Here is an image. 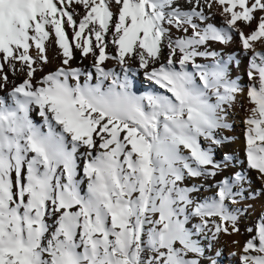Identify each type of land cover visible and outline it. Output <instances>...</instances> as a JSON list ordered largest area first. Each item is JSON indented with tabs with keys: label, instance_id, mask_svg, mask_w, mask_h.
<instances>
[{
	"label": "snow or ice",
	"instance_id": "snow-or-ice-1",
	"mask_svg": "<svg viewBox=\"0 0 264 264\" xmlns=\"http://www.w3.org/2000/svg\"><path fill=\"white\" fill-rule=\"evenodd\" d=\"M73 3L86 10L79 21L69 10ZM217 13L226 27L212 22ZM258 13L264 0H0V264H218L201 237L212 229L214 240L239 232L246 177L226 176L202 203L194 199L196 185H186L217 176L233 159L227 152L216 159L215 149L228 139L218 130L230 127L227 107L245 89L230 76L234 57L212 48L230 44L233 32L252 53L246 157L264 182V51L254 48L264 43V14ZM254 21L246 33L241 25ZM107 35L118 50L113 58L125 66L126 57L138 58L170 95H137L127 75L99 63L94 83L91 72L81 83L80 70L65 67L34 82V65L49 63L50 41L62 50L63 65L73 48L86 56L96 55V47L103 62ZM164 48L166 62L148 70ZM8 71L27 77L11 92ZM81 157L86 190L77 179ZM260 194L264 189L250 195ZM243 252L242 264H264V216Z\"/></svg>",
	"mask_w": 264,
	"mask_h": 264
},
{
	"label": "bare ground",
	"instance_id": "bare-ground-1",
	"mask_svg": "<svg viewBox=\"0 0 264 264\" xmlns=\"http://www.w3.org/2000/svg\"><path fill=\"white\" fill-rule=\"evenodd\" d=\"M59 6V5H58ZM70 11L76 13L74 18L79 21L82 19L85 9L83 5L71 4L68 6ZM264 13H258V15ZM212 22L215 23L218 27H226L223 21V17L217 13L213 18ZM244 31L250 32L255 28V21L251 26L247 24L241 25ZM66 31L69 35L70 41L72 40V28L71 26L66 25ZM94 41V37H93ZM74 43V41H73ZM95 43V41H94ZM105 43L107 47L105 48V54L108 57L103 62L98 61V48L94 47V52L96 55H93L92 52L88 55H84L80 49L73 48V57L69 60L68 65H63V54L62 50L59 49V46L54 42L50 41L47 45L49 63L42 65H34L37 67V72L33 77L34 82H40L42 78L47 75L49 72L56 71L59 67L79 69L81 72V83L84 82L86 74L91 72L93 74L92 82H96L99 78V73L96 70L95 64L99 63L100 67L104 68L105 71H114L121 78L124 75H127L132 82L133 91L137 95L145 93H154V94H166L170 95L166 89L162 88L160 85L156 84L155 81L150 80L144 73L145 69L141 68L139 65L138 58H127V65H121L119 61L113 57L118 56V50L115 45L111 43V36L107 35L105 37ZM212 48L216 51L222 52L225 59L228 56H233L234 60L229 64V72L232 79H238L242 87L245 89L243 93L237 95L235 102L227 107L226 111V123L230 125L228 128H223L218 130V137L228 139L225 140L223 146L217 147L215 149L216 159L219 161L222 159V156L225 152L229 153L233 159L229 161L228 169L222 171L217 176H206L202 178H192L187 182L186 186L196 185L198 191L194 193V199L198 202H204L205 199L215 196L218 191L219 182L226 178L228 175L234 176L236 172L242 173L246 177V182L243 187L246 190V195L249 198L242 200L240 203L243 207L240 208L239 212V221L238 228L239 232H231L218 234L217 238L214 240L212 226L209 225L211 231H207L204 237H201L202 244L206 245V255L217 260L220 264L221 258L223 257L224 250L234 251L235 255L233 256V264H242L241 256L244 255L242 248L248 239H251L252 236L257 233V225L260 222L262 216H264V194L255 195L254 197L250 194L259 192L261 189H264V182H262L258 177L259 173L251 169L247 162L246 157V119L250 115V109L254 106L248 96L247 90L250 83V79L247 76V71L249 68V62L251 59V51H246L243 49L240 37L233 32V41L228 45H223L219 42H214ZM254 48L256 51H264V43L261 41H256L254 43ZM162 57L158 60L157 63L151 64L148 70H151L152 67H159L160 64L165 63L168 56V49L164 48ZM33 54V53H31ZM236 61H239L237 63ZM198 63H209L210 61L205 58H200L197 61ZM19 68V64L17 65ZM127 67L128 71H125ZM178 67V65H177ZM7 70V69H6ZM189 70H192L191 67ZM10 83L5 86L6 92H11L14 85H18L23 82L27 77L22 72L13 73L8 71ZM4 91H0V95H4ZM33 118L36 123H43L42 118L38 115V112H33ZM99 143V141H98ZM100 150V149H97ZM83 152V149H81ZM95 154V153H94ZM86 163V158L81 157L78 161V175L77 179L83 181L82 187L86 190L87 178L83 172L84 164ZM236 190L239 191V186L236 187ZM234 207L231 206L230 210H234ZM213 219V218H210ZM51 222V219L49 220ZM193 224L199 223V218H196L192 221ZM227 226L231 230V224L228 223ZM252 229V231H248ZM236 242V243H234ZM210 245V246H209ZM212 247L214 250H212ZM221 250V252L219 251ZM219 253V255H217ZM230 260V258H228Z\"/></svg>",
	"mask_w": 264,
	"mask_h": 264
},
{
	"label": "rangeland",
	"instance_id": "rangeland-1",
	"mask_svg": "<svg viewBox=\"0 0 264 264\" xmlns=\"http://www.w3.org/2000/svg\"><path fill=\"white\" fill-rule=\"evenodd\" d=\"M31 53H33V55H35L36 53V49L33 47L30 50ZM49 59L51 60V57H49ZM212 250H214V248L212 247ZM221 252V250H219ZM243 251V248H242ZM224 252L223 257L221 258L222 260L220 261V264H233V256L232 254L235 253L233 250L229 251V250H224L222 251ZM228 258H230V260H228ZM235 264V263H234Z\"/></svg>",
	"mask_w": 264,
	"mask_h": 264
}]
</instances>
